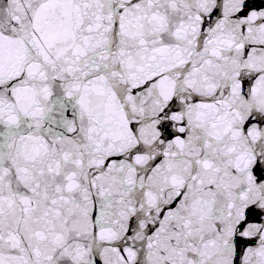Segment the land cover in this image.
<instances>
[{"label": "snow or ice", "instance_id": "snow-or-ice-1", "mask_svg": "<svg viewBox=\"0 0 264 264\" xmlns=\"http://www.w3.org/2000/svg\"><path fill=\"white\" fill-rule=\"evenodd\" d=\"M0 264H264V0H0Z\"/></svg>", "mask_w": 264, "mask_h": 264}]
</instances>
